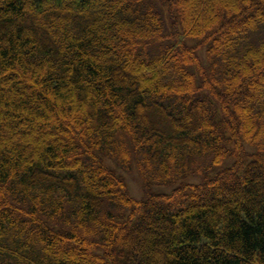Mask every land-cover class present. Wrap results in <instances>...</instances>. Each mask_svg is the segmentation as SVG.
Instances as JSON below:
<instances>
[{"label":"trees","instance_id":"trees-1","mask_svg":"<svg viewBox=\"0 0 264 264\" xmlns=\"http://www.w3.org/2000/svg\"><path fill=\"white\" fill-rule=\"evenodd\" d=\"M0 264H264V0H0Z\"/></svg>","mask_w":264,"mask_h":264},{"label":"rangeland","instance_id":"rangeland-1","mask_svg":"<svg viewBox=\"0 0 264 264\" xmlns=\"http://www.w3.org/2000/svg\"><path fill=\"white\" fill-rule=\"evenodd\" d=\"M127 183L129 191L134 196L140 195L139 179L134 171H130L127 174Z\"/></svg>","mask_w":264,"mask_h":264}]
</instances>
